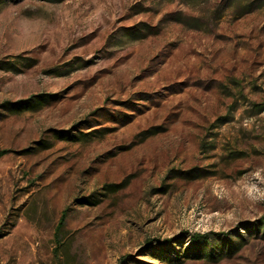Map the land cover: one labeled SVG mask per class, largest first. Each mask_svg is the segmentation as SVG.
<instances>
[{"label": "rangeland", "instance_id": "obj_1", "mask_svg": "<svg viewBox=\"0 0 264 264\" xmlns=\"http://www.w3.org/2000/svg\"><path fill=\"white\" fill-rule=\"evenodd\" d=\"M2 149L0 264H264V0H0Z\"/></svg>", "mask_w": 264, "mask_h": 264}, {"label": "trees", "instance_id": "obj_2", "mask_svg": "<svg viewBox=\"0 0 264 264\" xmlns=\"http://www.w3.org/2000/svg\"><path fill=\"white\" fill-rule=\"evenodd\" d=\"M7 105H9V104L8 103L4 104L5 107ZM33 105H38V103L37 104H32L29 101V102H26V105L24 107H25V109H29ZM15 109L16 110H21V109H24V108H18V107H16ZM5 153H7V150H3V149L0 150V157L3 156ZM195 171L197 172V171H200V170H198V169H191V170L186 171L184 173L187 174V175H192L191 178H197V177H202L203 176V174H201L200 172H197L196 175L193 174ZM124 185L125 184H122V183L121 184L120 183L119 184H115V185L110 184V185H106V188H107L108 191L116 192L117 190L123 188ZM65 215H66V212L64 210L62 212V214L60 216V220L58 222V226H57V229L58 230L61 229V227H62V225L64 223ZM210 236H211V233H209V232H207V233L194 232V233H192V234L189 235V240H190V242H192V244H195V245H197L199 247L202 244L209 243L210 242ZM199 253H200V251H199ZM200 256H204V255L200 254Z\"/></svg>", "mask_w": 264, "mask_h": 264}]
</instances>
